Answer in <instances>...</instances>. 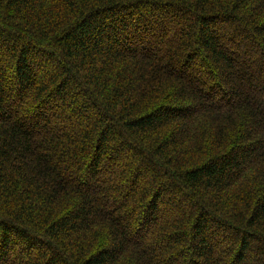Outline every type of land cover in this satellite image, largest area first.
<instances>
[{
    "label": "trees",
    "instance_id": "1",
    "mask_svg": "<svg viewBox=\"0 0 264 264\" xmlns=\"http://www.w3.org/2000/svg\"><path fill=\"white\" fill-rule=\"evenodd\" d=\"M0 264H264V0H0Z\"/></svg>",
    "mask_w": 264,
    "mask_h": 264
}]
</instances>
